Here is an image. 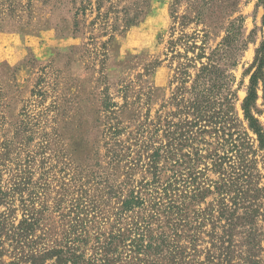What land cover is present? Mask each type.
Returning a JSON list of instances; mask_svg holds the SVG:
<instances>
[{
	"label": "trees",
	"instance_id": "16d2710c",
	"mask_svg": "<svg viewBox=\"0 0 264 264\" xmlns=\"http://www.w3.org/2000/svg\"><path fill=\"white\" fill-rule=\"evenodd\" d=\"M34 1L0 0V29L30 23ZM39 1L71 15L74 32L98 44L102 61L115 35L138 26L152 3ZM205 1L174 16L165 59L144 67L146 75L164 62L173 70L156 119L149 109L144 121L125 125L121 115L132 119L142 107H105L104 143L82 166L55 148V133L44 144L55 155L40 168L34 157L10 165L0 154L9 162L7 177L0 170V264H264V41L241 118L233 31L215 49L206 29L186 33L213 17Z\"/></svg>",
	"mask_w": 264,
	"mask_h": 264
},
{
	"label": "rangeland",
	"instance_id": "374dc122",
	"mask_svg": "<svg viewBox=\"0 0 264 264\" xmlns=\"http://www.w3.org/2000/svg\"><path fill=\"white\" fill-rule=\"evenodd\" d=\"M202 1L152 0L138 26L115 35L108 45V57L102 61L103 57L97 55L98 44H90L74 32L71 15L35 0L30 23L27 18L10 21L0 29V154L11 157L7 158L10 165L34 157L40 168L43 157L55 155L44 145L47 134L52 138L55 133V148L63 150L74 167L82 166L104 143L109 122L105 107L118 106V110L126 101L135 104V110L142 107L132 113V119H127L128 114L126 118L121 115L125 125L134 123L137 116L144 121L149 109L148 117L156 119L170 96L173 70L164 62L146 75L144 67L165 59L174 16L189 15L197 4L202 7ZM204 4V9L214 13L211 20L207 18V28L191 24L186 33L206 29L209 47L215 49L228 35L226 31H233V56L238 65L230 72L236 78L234 105L243 118L250 70L264 41V6L260 0H206ZM258 104L264 110L262 98ZM20 140L23 145H18ZM1 164L5 167L0 166V170L7 177L9 162ZM259 169L264 174L261 162ZM210 177L216 179L215 175Z\"/></svg>",
	"mask_w": 264,
	"mask_h": 264
}]
</instances>
